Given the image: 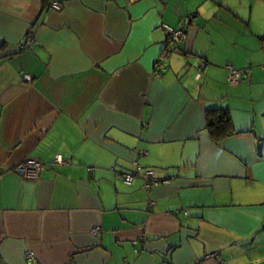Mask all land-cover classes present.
I'll return each instance as SVG.
<instances>
[{"label":"crops","instance_id":"1","mask_svg":"<svg viewBox=\"0 0 264 264\" xmlns=\"http://www.w3.org/2000/svg\"><path fill=\"white\" fill-rule=\"evenodd\" d=\"M59 1L0 0V264H264V0Z\"/></svg>","mask_w":264,"mask_h":264},{"label":"built area","instance_id":"2","mask_svg":"<svg viewBox=\"0 0 264 264\" xmlns=\"http://www.w3.org/2000/svg\"><path fill=\"white\" fill-rule=\"evenodd\" d=\"M51 8L53 10H60L62 8V5L58 1L52 0L51 1ZM189 22H190V20H187L186 24H189ZM164 29L166 31V34H170V33L179 34L180 38L174 36L175 44H178V42L181 39H183L184 32L182 29L177 30L173 27H168V26H164ZM170 35H172V34H170ZM35 43H36L35 35L32 34V35H30V37H28V39L21 41L20 46L22 48L29 49ZM155 68H156V72L158 75H161L166 70L165 64L162 61H158L155 65ZM230 68H231V70L229 73V81L231 83H237V82H240V81L245 79L244 73H242V71L235 69L231 65H230ZM25 79L31 80L32 76L27 74V75H25ZM56 162L64 163L66 161L64 159L58 157L56 159ZM17 169L24 177L30 178V179H37V176L40 173V171H42L43 169H46V163L40 159L28 158L25 161H23L20 165H18ZM155 174L156 173H155L154 169L145 170L144 177H145V187L146 188L151 186L152 184L157 183V180L155 179ZM135 176H136V174L134 172L126 173L124 176V180L127 183H131L134 180ZM98 230H100L99 227H97L95 229V231H98ZM27 259H28L29 264H37L36 256L33 252L27 253Z\"/></svg>","mask_w":264,"mask_h":264},{"label":"trees","instance_id":"3","mask_svg":"<svg viewBox=\"0 0 264 264\" xmlns=\"http://www.w3.org/2000/svg\"><path fill=\"white\" fill-rule=\"evenodd\" d=\"M208 129L217 138H223L232 134L233 125L229 112L224 109L210 110Z\"/></svg>","mask_w":264,"mask_h":264},{"label":"bare ground","instance_id":"4","mask_svg":"<svg viewBox=\"0 0 264 264\" xmlns=\"http://www.w3.org/2000/svg\"><path fill=\"white\" fill-rule=\"evenodd\" d=\"M51 1L52 0H49V7L51 8ZM55 1H58L61 5H62V3L59 1V0H55ZM62 8H63V5H62ZM62 8L60 9V10H62ZM60 10H57V11H60ZM188 20V19H187ZM186 20V21H187ZM163 26H168V27H171V26H169V25H167V24H164ZM170 34H172V35H170ZM170 34H166V42H167V45L168 46H177L178 44H175V40H174V36H176V37H178V38H180V36H179V34H175V33H170ZM185 36V35H184ZM184 36H183V38H184ZM33 46H31L30 48H32ZM17 48H18V51L19 52H24V51H26V50H28L27 48H22L21 46H20V43H18V45H17ZM29 48V49H30ZM228 68H229V72H230V70H231V68H230V66H228ZM235 68V67H234ZM235 69H238V68H235ZM238 70H240V71H242V73H244V71L243 70H241V69H238ZM29 81V80H28ZM44 162V161H43ZM45 169H43L42 171H40V173L38 174V176H37V179H39L40 178V176H41V174H42V172L44 171ZM146 170H152V169H146Z\"/></svg>","mask_w":264,"mask_h":264}]
</instances>
